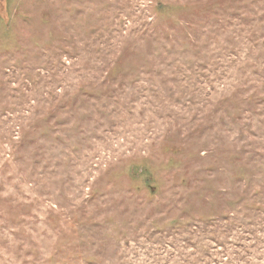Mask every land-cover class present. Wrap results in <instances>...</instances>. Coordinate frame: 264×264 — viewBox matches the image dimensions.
I'll list each match as a JSON object with an SVG mask.
<instances>
[{"label": "rangeland", "instance_id": "1", "mask_svg": "<svg viewBox=\"0 0 264 264\" xmlns=\"http://www.w3.org/2000/svg\"><path fill=\"white\" fill-rule=\"evenodd\" d=\"M0 264H264V0H0Z\"/></svg>", "mask_w": 264, "mask_h": 264}]
</instances>
